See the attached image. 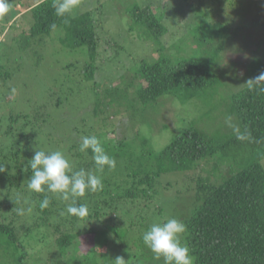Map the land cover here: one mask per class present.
Here are the masks:
<instances>
[{"label":"trees","instance_id":"16d2710c","mask_svg":"<svg viewBox=\"0 0 264 264\" xmlns=\"http://www.w3.org/2000/svg\"><path fill=\"white\" fill-rule=\"evenodd\" d=\"M93 1L81 0L69 16L60 18L54 14V0H8L14 18L19 15L17 6L26 8L24 18L30 16V25L21 30L23 38L15 46L20 50V61L26 59L27 51L45 45L46 37L52 57L64 51L84 56L78 62L66 64L47 56L51 62L50 82L45 91L36 95L38 104L31 107V97L23 100V95L19 101L26 103L24 109L31 107L33 114H0V166L4 167L0 172V264H117V258H123V264H163V259L146 254L142 235L153 221L148 212L153 200L162 197L160 178L175 172L194 181L193 195L186 198L180 192L174 195V200L189 203L181 241L190 248L193 264H264V91L261 90L264 82H253L251 88L246 85L232 96L230 113L239 124L236 133L207 137L189 127L159 152L147 149L148 141L142 138L139 155H135L124 133L117 145H111L105 139L108 113L119 110L123 102L136 111L138 106L140 110L163 96L187 101L204 89L213 88L217 76L203 57L174 61L170 56H160L153 62L141 59L129 66L133 76L127 80L118 69L121 63H112L115 57H108L109 50L121 52L122 48L105 39L106 48L99 49L103 28L99 17L104 0H96L95 4ZM121 8L129 20L128 30L162 50L160 39L168 30L162 23L163 15L158 14L160 11L137 3L122 4ZM4 16L0 15V27H4ZM200 18L203 24L204 15ZM205 24V34L200 35L199 43L208 46L218 39L217 47L221 49L225 27L214 21ZM101 53L107 55L100 58ZM12 60L8 53L0 56V85L4 84L0 91L9 82L7 71ZM257 62L260 64L251 69L254 78L264 72L261 60ZM105 67L114 69V73L103 77L101 71ZM115 79L121 82L111 86ZM87 92L91 93L88 99L84 96ZM84 101L89 105L83 109ZM67 104L76 113L89 109L94 116L98 111L108 113L91 122L81 118L83 126L69 121L72 115L68 114L67 124L66 117H55L56 111H52ZM58 129H64L65 134L57 133ZM238 134H244L246 139L238 140ZM91 135L100 140L116 162H124L126 176L132 177L128 187L111 184L106 179L107 168L99 172L91 151H80L78 138ZM34 148L59 150L73 170L84 168L102 178V190L78 200V204L87 207L86 217L69 215L68 202L57 194L35 193L27 188ZM210 161L212 168L206 177H189L198 162ZM109 179L115 180L111 174ZM45 195L50 203L42 209L40 204ZM19 208L25 209L23 215L18 214ZM120 214L123 218H119ZM81 236L99 248L90 245L79 254ZM33 243L41 246L29 250Z\"/></svg>","mask_w":264,"mask_h":264},{"label":"rangeland","instance_id":"374dc122","mask_svg":"<svg viewBox=\"0 0 264 264\" xmlns=\"http://www.w3.org/2000/svg\"><path fill=\"white\" fill-rule=\"evenodd\" d=\"M123 1L127 6L137 3L140 6L150 5L153 10L160 11L158 14L163 15L162 23L168 30L160 39L162 50L159 51V48L153 45L151 41L139 38L137 32L131 33L128 30L129 20L121 8L122 4L125 5ZM95 2L96 0L93 1V4ZM103 2V12L99 17L103 24L100 34L102 47L99 49L103 51L104 47L106 48L105 39H110L115 47L120 46L122 48L121 52L109 50L111 52L108 57H115V61L113 60L112 63H121L118 69L126 76L127 80L133 76V72L128 67L133 66L141 59L153 62L160 56H170L174 61H177L197 56L206 60L217 76V81L213 88H206L187 101H181L173 96H163L145 108L139 110L140 106H138L136 111L125 106L126 104L123 102L119 110L113 109L110 114L108 110L105 112L98 111L97 116L91 113V109L84 113L78 111L76 113V110H71L67 104L55 110L54 108L51 109L53 113L56 111L55 117H66L68 124L69 114L72 115L69 121L82 125L81 118L89 119L91 122L108 113V135L105 136V139L111 145H117L119 140L123 138V133L126 134L135 155H139L142 151V138L148 141L147 149L151 148L152 151L159 152L175 136L189 127L198 129L207 137H222L224 134L237 132L239 129L238 121L230 113L232 96L242 87L249 85V80L255 79L251 69L260 64L257 62L258 60H261V67H264V0H104ZM161 5H164V8H159ZM192 5L194 8L191 7ZM196 7L199 8L195 9ZM16 8L19 15L14 18L12 10L8 8V12L4 16L6 17L3 22L4 27H0V56L5 57L7 53L13 56L12 62L8 65L9 70L7 69V75L10 77L9 82L5 84L4 90L0 91V114L12 112L14 115L26 113L31 116L33 114L31 107L38 104L39 101L36 95L45 91L50 82L51 62L49 59L66 64L78 62L81 60L80 57L83 58L84 55L64 51L52 57L51 48H47L46 37L44 39L45 45L36 46L34 50L27 51L26 59L20 61V50L16 49L15 46L19 45L23 38V35L20 34L21 30L30 25V16L23 17L22 14H25L26 8H20V6ZM201 15H204L203 24ZM209 21L219 22L225 27L221 49L217 47L220 43L218 39H215L212 45L208 46L199 43L200 35L205 34L207 26L205 22L208 24ZM200 29L201 32L199 33ZM13 44L14 46H12ZM57 45L59 44L57 43ZM105 55L107 54L101 53L100 58ZM39 57L42 60L38 61L37 58ZM79 65H83V62L81 61ZM103 70L101 74L105 77L114 69L105 67ZM98 80L99 77H96V81ZM120 82L121 80L115 79L111 86ZM1 85L0 89H2ZM13 88L16 89L15 95L11 94ZM88 93L90 92L84 93L86 99L90 97ZM4 95L6 96L2 99ZM21 95H23V100L31 97L30 108L24 109L26 103L19 102ZM87 103L88 101H84L83 109L89 105ZM19 125L16 124V126ZM57 133L65 134V130L58 129ZM81 138L78 139L81 140ZM211 168V161L208 164L198 162L195 172L189 173V177L195 178L198 175L206 177ZM113 171L120 173V175L116 177L113 175ZM110 174L116 181L109 179ZM106 179L111 184L121 183V187H128L132 181V177L126 176L124 162H120V160L116 162L114 169H106ZM189 179L180 172L169 173L160 178L159 191L161 195L159 196L162 197L154 199L151 209L148 210L151 215H149L150 219H153L152 224L162 223L171 217L184 220L189 203L182 199L174 200V195L177 192H180V196L185 198L193 195L194 181ZM210 180L213 181L211 175ZM164 187L166 189H162ZM187 188L190 190L186 192ZM158 208H161V211L158 212ZM120 217L123 218L121 214ZM116 221H118L117 218ZM92 222L95 224L94 221ZM183 236L184 233L181 237L183 238ZM80 240L81 245L77 248L79 254L84 253L90 245H94L87 243L83 236L80 237ZM39 246L41 245L33 243L29 250ZM95 247L99 248V245L96 244ZM144 251L148 252L146 254L149 257L151 255L154 257L148 248H145Z\"/></svg>","mask_w":264,"mask_h":264},{"label":"clouds","instance_id":"9594fccd","mask_svg":"<svg viewBox=\"0 0 264 264\" xmlns=\"http://www.w3.org/2000/svg\"><path fill=\"white\" fill-rule=\"evenodd\" d=\"M79 4V0H54L52 7L57 17L64 18L70 15ZM8 0H0V15L8 12ZM68 22L67 19L64 21ZM55 27V25H53ZM253 82H264V72L249 80V87ZM264 91V88H261ZM16 89H11L15 95ZM238 140H245L244 134L237 135ZM90 150L92 158L99 172L105 168L114 169L116 160L109 156L101 145L100 140L95 136H83L80 143V151ZM34 155L29 160L31 177L28 179L27 188L35 193L57 194L67 203V213L78 219L87 215V207L78 204V200L88 193H94L103 189L102 178L84 168L73 170L63 152L45 151L33 149ZM4 167L0 166V172ZM50 199L47 195L41 201L40 207L47 208ZM30 211V209H28ZM25 209H17L18 214L23 215ZM186 231V225L182 220L171 217L162 223H153L142 235L144 245L154 254L156 260L163 259V264H193V257L190 248L182 243L181 235ZM117 264H123V258L116 259Z\"/></svg>","mask_w":264,"mask_h":264}]
</instances>
